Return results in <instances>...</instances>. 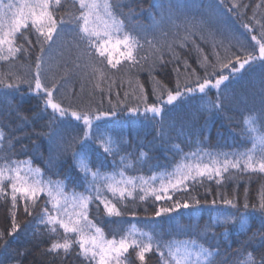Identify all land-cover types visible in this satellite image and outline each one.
<instances>
[{
    "label": "snow or ice",
    "instance_id": "6c2138e0",
    "mask_svg": "<svg viewBox=\"0 0 264 264\" xmlns=\"http://www.w3.org/2000/svg\"><path fill=\"white\" fill-rule=\"evenodd\" d=\"M78 3V14H70L67 21L61 18L58 22L54 11L61 7V0H20L19 3L0 0V60L15 62L17 54L28 55L30 48L34 46L29 39L31 34H35V43L39 45L40 52L35 59V71L30 80L17 77L15 82H8L6 77L0 75V87L18 90L21 83H26L29 93L41 97L45 112L51 110L47 130L43 134L48 137L50 148L54 147L56 150L55 156L49 157V166L71 152L76 162L75 166L83 176H68L65 179L72 180L73 183L83 182L90 185V190L86 194L72 197V211L69 212L66 206L61 205L62 199L67 204L64 186L61 183L42 179L40 169L34 168L30 160L14 159L11 154V137L6 136L0 129V198L10 197L12 228L9 234H14L19 229L15 218L18 196L25 202L24 211L31 215L29 207L35 208L40 195L44 194L47 197L44 201L45 205L51 204L52 207L42 208L38 223L49 226L47 231L53 242L48 251L55 253L63 250V253L67 254L73 243H78L80 249L78 254L83 256L85 264H92L93 261L95 264H134V260H139L140 264H147V253L158 254L160 264H264V223L260 231L252 233L247 240L241 241L233 254L231 246L221 251L219 244H209L207 239L201 238L199 234L192 239L165 240L157 230L159 228L157 221H145L143 228H137L133 224L132 230L122 231L118 239L115 236L112 239H105L102 229L88 217V208L93 201L103 204L109 216H121L122 212L113 200L123 201L126 197L135 199L137 197H133V193L139 188L140 200L151 195L154 201L171 202L167 206L157 208L155 216L159 218L178 212L180 209L188 210L199 205L198 200L192 203L187 198L177 197L173 200L177 192L188 190L189 181L202 184L204 179H215L220 184L226 178L235 175L230 172L232 169L237 173L264 174V16L258 19L256 11L264 8V0L256 5L251 17L247 16L249 5L244 0H229L228 3L226 0H216V3L208 4L207 17L215 19L217 30L207 29L205 19L199 21V28L207 33L206 36L202 34L201 39L211 44L213 59H209L203 49L192 41L197 53V63L203 70V75L187 60H183L176 51V46L184 48L193 35L187 25L184 34L181 35L177 31L180 26L175 23L177 14L186 6L169 4L167 14L162 16L159 23L154 24L151 29L142 26L126 29L125 20L120 18L123 9L119 0H78ZM154 6L163 7L159 4ZM133 15L134 10L130 9V25ZM228 16L240 21V27L245 29L251 41L255 42L252 46L253 50H249L247 41L242 35L232 31L226 19ZM165 20L171 25L169 30L163 27ZM65 23L74 24L73 40L77 48L81 44L85 46L84 56L92 58L98 55L104 58L99 61L100 64L106 61L113 69H116L121 61L113 62L110 57H106L109 44L117 49L121 46L124 48L122 57L128 61L122 69L125 72H131L133 69L137 72L142 70L149 60V55L153 65L156 62L164 64L165 51L170 54L169 62H179L184 65L186 75L183 80L180 79L179 68L174 67L177 73L175 89L164 85L154 88L156 102L151 105L147 103V96H142L145 117L148 118V113H151L150 118L154 121L160 117L157 122L161 126L165 122V117L182 108L185 102L192 103L193 98L200 102L197 105L199 110L222 111V98L227 99L232 82L237 79V73L246 70V65L249 71H255L259 67L261 106L243 115L240 134L245 141L244 148L231 152L210 153L198 146L196 151L184 154V159L191 158L192 162L178 163L173 171L159 178L158 186L155 183L158 179L156 176H151L148 180L134 176L125 177L122 169L110 178L105 177V186L97 183L100 169L106 165L108 158L113 157L114 160L120 154L122 145L127 144L128 141L124 139L123 133H116L115 129L111 130L113 134L107 131V121L111 115L116 114L114 111L111 113L98 110L81 111L74 109L71 104H63L61 97L68 80L65 79L64 84L59 83L55 76L49 74V67L53 59V51L64 40V29L58 31V24ZM253 28L257 30L256 34H253ZM217 33L227 37V45L223 39L217 38ZM141 40L144 43H141ZM26 44L28 47L25 46ZM232 47H236L237 52L233 53ZM217 48L223 49L225 54L222 56ZM76 67L81 66L77 64ZM70 71L65 69V76ZM97 71L103 79L105 76L103 69L93 67V72ZM137 83L143 93V85L138 81ZM213 91L215 100L210 96ZM125 111H130L136 116L141 112L139 106ZM77 144L81 146L79 152L74 150ZM88 152L97 153L96 170L86 162L84 154ZM128 155L131 156L130 153ZM146 157L147 153L140 151L135 158ZM120 159L121 164L128 166L124 156ZM113 166L115 167L114 163ZM225 174L229 175L226 177ZM138 179L139 184H137ZM106 192H111L113 199H109ZM216 203V200L212 201V205L215 206ZM222 203L232 209L238 207L234 200L225 198ZM243 207L247 210L249 204L245 202ZM256 211H259L264 218V197H261L258 206H253V213ZM249 220L248 212L217 209V215L211 218L204 232L215 238L212 229L216 224H231L237 233L247 235L250 229ZM61 228L65 234L62 241L57 238L58 229ZM69 233L76 234L78 239L68 236ZM2 236L3 234L0 233V238ZM130 249L131 254H129ZM0 264H4V261L0 260Z\"/></svg>",
    "mask_w": 264,
    "mask_h": 264
},
{
    "label": "trees",
    "instance_id": "16d2710c",
    "mask_svg": "<svg viewBox=\"0 0 264 264\" xmlns=\"http://www.w3.org/2000/svg\"><path fill=\"white\" fill-rule=\"evenodd\" d=\"M229 0H226L228 3ZM248 3L247 16H252L253 9L261 0H244ZM123 9L121 19L125 20V28L130 29L136 26H142L145 29H151L154 24L159 23L162 16L168 12L169 4L176 6L182 5L180 13L175 23L179 25L177 30L181 35L185 32V26L192 30L193 35L184 48L176 46V51L183 60H187L193 68L203 75V70L197 63V53L193 48L192 41L199 45L204 54L212 57V47L201 39L202 34L206 36V31L199 28L201 19L207 20V29L217 30L215 19L207 17V8L209 3H216V0H119ZM163 5L155 7L154 5ZM78 0H61V7L54 11V15L59 22L61 18L66 21L70 14H78ZM134 10L131 16V25L129 24V12ZM257 18L264 16V8L256 9ZM228 25L237 35H242L247 41L249 50H253L255 44L251 41L250 35L246 30L240 27V21L226 17ZM163 27L169 30L171 25L165 20ZM64 29V40L53 51V59L50 61L49 74L55 76L59 83L64 84L65 79L68 83L65 85L63 104H71L76 110L89 111L98 110L105 112H115L107 121L109 134L112 129L116 133H123L127 144L122 145V150L114 160L109 157L106 165L100 169L97 183L105 186V177H112L121 169L125 177L134 176L148 180L151 176L158 179L155 182L158 186L159 178L166 173L173 171L178 163H190L191 158L185 160L184 154L196 151L199 146L205 152H231L244 148V139L241 136L242 118L249 110L259 109L261 106V69L257 67L255 71L246 70L237 73V79L232 82V87L227 93V99L222 98V111H203L199 110L197 105L200 103L193 98L192 103L185 102L182 108L170 113L165 117V122L161 126L156 120H152L151 115H132L131 109L139 106L142 111L144 108L143 95L147 96V103L151 105L156 102L153 89L164 85L167 88L175 89L177 82V73L174 67L180 70V79L183 80L185 74L184 65L179 62H169L170 54L165 51V63L156 62L153 65L151 55L144 64L142 70L137 72L133 69L131 72L122 71L128 61L124 60L122 53L124 48L107 46L106 57H110L113 62L120 60L121 63L116 69L110 65L100 64L99 61L104 58L98 55L89 58L83 55L84 45L76 47L73 37L75 36L74 24H58V31ZM253 28V34H256ZM157 35H159L157 33ZM151 39V36L149 37ZM225 45L228 44L226 36H220ZM29 39L33 42L29 54H17L15 62L0 60V75L6 77L8 82H15L17 77L30 80L34 74L35 59L39 52V45L35 43V34H31ZM55 39V37H54ZM18 42H20L18 37ZM141 43H144L141 40ZM26 47L27 44L25 45ZM147 47V46H146ZM47 50V45L45 46ZM217 51L223 56V49L217 48ZM233 53L237 52L236 47H232ZM79 64L81 67L77 68ZM151 65V67H150ZM93 67L103 69L105 76L101 79L99 71L93 72ZM65 69L71 71L65 76ZM225 71H227L225 69ZM143 85V93L138 87V83ZM223 87V86H222ZM28 85L21 83L20 88L7 89L0 87V129L6 136L11 137V154L14 159L25 161L30 160L34 168H39L41 178L45 181L51 180L54 183H61L64 186L65 196L67 198L86 194L90 190L89 184L73 183L72 180H66L68 176L82 177L83 173L75 166L71 152L63 155L59 160H55L51 166L48 161L50 156H55V148H50L48 137L43 133L47 130L49 114L44 110V101L41 97L27 91ZM211 99L215 100V92L211 94ZM166 98V97H165ZM167 112V108L165 109ZM163 133V135H162ZM119 137H117L118 139ZM250 146V144H249ZM81 146L77 144L75 151L79 152ZM140 151L147 153L146 158H135ZM131 154L129 156L128 154ZM86 162L90 164L93 170L98 166L97 153H85ZM124 156L128 166L121 164L120 157ZM115 164V167L113 166ZM235 173L231 178H226L218 184L215 179L204 182L193 183L189 181V188L186 192H177L173 200L177 197L187 198L190 203L198 200V206L188 210L180 209L178 212H172L159 218L155 212L160 206H167L170 201H154L151 195L144 200L138 197L141 195L139 188L133 193L132 197H126L123 201L113 200L117 208L122 212L121 216H109L99 201H93L88 208V217L94 224L100 227L104 233L105 239H112L115 236L119 238L122 231L132 230V225L137 228H143L145 221H157L160 235L165 240H185L192 239L200 235L206 238L209 244H219L221 251L231 246L233 254L239 243L247 240L252 233L262 229L264 218L259 211L253 213V206H258L261 197H264V174L241 172L237 173L235 169L230 170ZM229 174H225L227 177ZM91 179V177H89ZM117 179L119 177L117 176ZM140 180H137V184ZM10 191V188L9 190ZM109 199L112 198L111 192H106ZM44 194L40 195L35 208L29 207L31 215L24 211V201L19 199L15 209L16 223L19 229L14 234H9L12 228V209L10 197L0 198V260L4 264H85L82 255H79V244L73 243L72 248L67 254L60 252H49L48 249L53 242L49 238L47 225L38 223L43 207L51 209V204L45 205ZM234 200L237 204L236 209L222 203L224 199ZM216 200V205L212 201ZM247 202L249 208L246 210L243 205ZM217 209H226L229 212H248L250 214V229L247 235L237 233L233 225L216 224L212 229L215 238L211 234H206L204 229L209 225L212 217L217 215ZM227 233L225 234V229ZM59 236L63 239L65 235L63 229H58ZM224 234V235H222ZM68 236L78 239L76 234L69 233ZM132 250H129V254ZM147 264H160L159 256L156 253L146 254ZM95 264V261L92 262ZM134 264H140L139 260H134Z\"/></svg>",
    "mask_w": 264,
    "mask_h": 264
},
{
    "label": "rangeland",
    "instance_id": "374dc122",
    "mask_svg": "<svg viewBox=\"0 0 264 264\" xmlns=\"http://www.w3.org/2000/svg\"><path fill=\"white\" fill-rule=\"evenodd\" d=\"M5 2H8V0H5ZM12 2L13 3H19L20 0H12ZM140 114L141 115H144L143 110L140 112ZM148 115H151V113H148ZM71 200H72V197L67 198V204H65V200H63V199L61 200V205L62 206H66L68 208L69 212L72 211Z\"/></svg>",
    "mask_w": 264,
    "mask_h": 264
}]
</instances>
